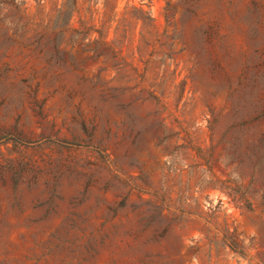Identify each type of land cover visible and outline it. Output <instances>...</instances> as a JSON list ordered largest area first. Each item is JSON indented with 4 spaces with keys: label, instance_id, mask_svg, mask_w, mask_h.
I'll use <instances>...</instances> for the list:
<instances>
[{
    "label": "rangeland",
    "instance_id": "374dc122",
    "mask_svg": "<svg viewBox=\"0 0 264 264\" xmlns=\"http://www.w3.org/2000/svg\"><path fill=\"white\" fill-rule=\"evenodd\" d=\"M133 1L161 103L95 47L0 43V264H264V0Z\"/></svg>",
    "mask_w": 264,
    "mask_h": 264
},
{
    "label": "trees",
    "instance_id": "16d2710c",
    "mask_svg": "<svg viewBox=\"0 0 264 264\" xmlns=\"http://www.w3.org/2000/svg\"><path fill=\"white\" fill-rule=\"evenodd\" d=\"M164 1L169 26V13L174 7L169 0ZM180 3L185 13H195L196 0ZM165 37L167 30L160 32L151 13L133 0H0V43L20 41L29 46L53 47L57 52L64 45L95 47L92 58H111L112 68L119 75L130 67L133 76L140 79L133 89L150 93L158 103L162 100L156 94L165 84L170 67L167 60L172 58L167 52L172 45L162 42ZM47 55L61 58L58 53ZM156 69L152 80L149 72ZM102 73L100 70L98 80ZM107 87L101 85L100 91L105 92Z\"/></svg>",
    "mask_w": 264,
    "mask_h": 264
}]
</instances>
